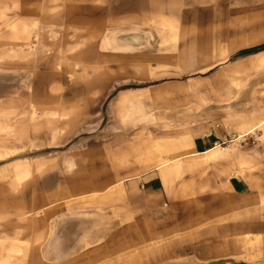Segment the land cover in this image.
<instances>
[{"label":"rangeland","instance_id":"1","mask_svg":"<svg viewBox=\"0 0 264 264\" xmlns=\"http://www.w3.org/2000/svg\"><path fill=\"white\" fill-rule=\"evenodd\" d=\"M34 1L0 0L9 6L0 16V48L31 39L33 28L14 33L33 20L57 30L53 39L40 31L50 46L44 57L0 58V108L81 105L57 121L63 129L56 140L27 121L15 122L22 127L13 139L0 135V150H45V220L26 221L45 225L46 241L27 252L25 264H264L263 231L239 221L227 229L249 213L240 210L246 201L232 196L230 177L243 181L255 207L264 204V50L240 54L264 44V0H62L66 7L59 0L42 16L30 10ZM89 25L100 34L84 44ZM189 38L197 40L180 41ZM66 46L68 58L102 66L88 79L69 80L55 65ZM60 81L65 88L50 94ZM178 81L189 84L190 101H130L122 120L123 91ZM208 124L221 133L219 144L156 166L185 148L196 152L193 129ZM63 158L72 159L67 169ZM153 175L162 184L146 190L139 181ZM37 194L27 186L0 207L31 206L42 199Z\"/></svg>","mask_w":264,"mask_h":264},{"label":"crops","instance_id":"2","mask_svg":"<svg viewBox=\"0 0 264 264\" xmlns=\"http://www.w3.org/2000/svg\"><path fill=\"white\" fill-rule=\"evenodd\" d=\"M44 1L45 0H37V2H36V0H35L34 3H32V7H31L32 9H30V10L35 12L37 16L44 15L41 12H40L41 13L40 14L39 9H37L38 8L37 6L39 5V3L40 2L43 3ZM60 3H61V7L67 6L66 1L60 0ZM34 5H35V7H33ZM8 7H9L8 5L0 7V16L2 15V13L4 11H7ZM61 21H62V19H61ZM149 21L150 20L147 18L140 19V22L142 24H148ZM39 22L40 23L42 22V24L39 25L40 24ZM34 24H37L41 27H44L46 25V22L44 20H41V19L33 20V22L30 25L25 24L21 28H18V29H16L12 25V27L15 28L14 35L17 36V35H19L18 33L23 32V31L26 32ZM14 28H12V29H14ZM90 30H92V29H91V26L89 25V26H87V35H86V38H85L86 40H85L84 44L90 42L92 39H93L92 41H96V37L100 34L99 29H96L98 31H97V33H94V34L88 33V31H90ZM40 31H43V29L39 30L38 36L36 34H34V36H32L31 39L26 37L21 43H24V42H30V43L33 42L34 43L35 41H37V39H40L41 42H43V37H42ZM54 31H55V37H56L57 30H56L55 26H54ZM123 40L126 41L125 39H123ZM187 40L196 41L197 39L196 38L195 39L189 38V39H184V40L181 39L180 41H187ZM132 41L136 42L138 40L134 39ZM149 41H152V39H149ZM21 43H19V44H21ZM12 44L15 46L18 45V44H14V43H9V45H12ZM123 46H124V44H123ZM67 48H68V46H66L65 48H59L58 49V51H57L58 57L56 59L55 65L60 71L62 70L68 74L69 80H75L76 82H78V81H80V79L77 80V78H74V77H76V74L77 75L80 74V71H81V66L78 63H76V62H79L78 58H75V60H74L72 58L67 57L69 65H70V63L74 64L73 65L74 67L71 66V68H68L67 70H66V68H64V63H62L61 55L62 54L66 55V52L70 51V48H68V49ZM39 54H41V52L37 53V55L33 61H35L39 57ZM43 54H44V52L42 53V55ZM43 57H44V55H43ZM0 58H7L10 60V59H14L17 57H9V58L8 57H0ZM82 59H86V58L82 57ZM72 60H74L75 62H72ZM87 60H89V59H87ZM92 61H94V60H92ZM95 62H97V61H95ZM97 63H98L97 67L88 70V75L85 79L89 78V75L91 72L96 71L97 69L100 68V66H102V62H97ZM151 67H153V66L151 65ZM73 70H75V71H73ZM74 74H75V76H74ZM53 84H58L59 89L54 91V92H50V87H49V92L52 95L58 94L59 91H61L65 88V84H63L61 81L55 82ZM169 88H173L174 91L170 93ZM189 88L190 87H189L188 83H183V82L178 81L175 83L165 84L161 88L156 87L155 89L154 88L152 89V87H150V88H148V87H140V88L134 87V88L126 89L129 91H126V90L123 91L124 93L119 95L117 98V101H120L119 105L121 106L120 116H121L122 120L126 119L128 114L130 113V107H129V105L131 103L130 101H190L188 98V95H187ZM144 92H148V97H142L141 96V95L145 94ZM31 101H38V100H31ZM64 102L63 101H53V102L44 103L42 105H38V104L32 102L29 105L28 110L20 109V108L15 107V106H13L14 107L13 108L12 106L6 105L9 108L16 109L17 110L16 115H19L20 113H22V115L19 118H18V116H16L15 118H13L9 121V123H11V129L9 130V139L12 138L16 134V132L18 130H20L22 127V124H19V123L15 124V122H26L27 121L28 123L31 124V126L34 129H41L44 127L48 128L50 130L49 134H50L51 140H56L57 137L59 136L60 131L63 129V128H58V126L56 124L57 121L58 120L60 121V120L65 119V118L66 119L70 118L73 114H75L78 111V107H79V105H81L80 104L81 101H66V103H64ZM31 107L35 108V115L32 116L34 118H32L28 114ZM66 107H74V111L69 115H58V114L42 115V110L53 109L54 112L56 113V112H59L61 109H65ZM31 119H32V121H31ZM33 119H34V121H33ZM193 131H194V133L192 134L193 135L192 136V140H193L192 149H194L196 152H194L190 148L189 149L185 148L180 154L177 153L174 155H170L166 159L159 160L156 163V166L161 167L162 165L167 164V163L171 164L174 162L177 163L178 161L181 162L183 160L184 161L190 160L196 156V155H192V153H202L203 154V153L207 152L205 150L209 149L212 144H214V143L219 144L221 142L220 141L221 133L213 125L208 124V125H201L199 127L197 126L193 129ZM55 134H56V136H55ZM53 135H54V137H53ZM188 135H190V133ZM17 148L18 147H16V146H12V145L10 146L9 145V148H7L6 150H9V152L12 151L16 154H20L21 157L19 159H17L18 163H17L16 168L22 169L26 165V163H24V162H28L27 164H29V167H30V172H29L30 174L27 173V176H26V174L24 175L26 177L23 176L21 178H17V180H14V183H15L14 187H11V188L9 187V185L6 182L0 181V199H6V196L10 197L13 195L21 194V193H23V191L25 192V188L27 186H35L37 193H38L37 195H41L42 199L38 203H35L36 201H33L31 206H28V207L24 204H22V205L21 204L9 205V206H13V211L11 210L10 207H9V209L0 207V216L1 215H2V217L4 216L3 220H0V258H5L7 260V264H25L23 259L25 256H27V252H29V250L42 249V247L44 246L45 241H46L45 225L40 224V225L30 226L29 223L31 221H26L27 218H30V217L32 219L31 223H37L38 222V224H39V222H43V220H45L46 180L44 177V172H46V166H47V161H46V158L44 156L45 150L44 149H36V150H32V152H31L30 149H29V151L27 149V151H25L24 153H20L22 151L21 150L17 151ZM216 150H218V148H216ZM26 155H29V156L26 157ZM71 160L72 159H69V158L61 159L62 163H64V165H66V169L71 166V163H72ZM34 161H36L40 164L36 170L33 169V166H32L33 165L32 163ZM13 162L14 161L10 162V160H9V162L5 165L7 166L10 164H13ZM56 162H57V159L54 160L55 164H56ZM18 164L20 167H18ZM227 182H228L227 186L232 189V192H233V193H231L232 196L233 197H236V196L241 197L242 198L241 200L246 201V203L240 207V210L241 211H249V213H244L243 217H241L240 219L231 221L229 223L227 229L228 230L231 229V225L234 221L235 222L239 221V222L246 223L245 224L246 227L250 226V229L252 231L259 230V231L264 232V204L262 203L260 205H257L256 207L253 205L254 197H253V195H251L250 193L247 192V190L244 187V183H243V181H241V179L235 178V177H230ZM137 183H138V181H137ZM139 183H141L142 187H144L146 190L155 191L156 189L160 188V186L162 184V180L158 175H153V176H150L146 179H141L139 181ZM248 202H249V204H248ZM237 206L238 205H235V208L230 207L231 208L230 211L232 212V209L237 210L238 209ZM39 211L40 212L42 211L43 215H38ZM251 211H253L252 215L250 213ZM28 214H30V215H28ZM40 216H43V217H40ZM8 221L9 222L14 221L13 225L9 226V231H7L4 228V226H5L4 224ZM43 224H45V223H43ZM1 235H3V236L1 237Z\"/></svg>","mask_w":264,"mask_h":264},{"label":"bare ground","instance_id":"3","mask_svg":"<svg viewBox=\"0 0 264 264\" xmlns=\"http://www.w3.org/2000/svg\"><path fill=\"white\" fill-rule=\"evenodd\" d=\"M36 2H37V0H36ZM59 5H60L59 4V0H45L43 3L42 2L39 3V5L37 6L38 7L37 9H39V13L41 12L43 14H51L54 10H56L59 7ZM33 7H35V5ZM40 16H42V15H40ZM41 24H42V22L39 25H41ZM39 25L34 24L31 27V28H33V30L35 31V34L37 36H38L39 30L46 29V32H47V35H48L49 38L53 39L55 37V31H54V26L55 25H54V23L47 22L44 27H41ZM16 29H18V28H16ZM97 31L98 30H96V29H92V30L88 31V33L94 34V33H97ZM48 50H50V46L48 44L44 43V42H41L40 39H37V41H35L33 44L30 43V42H24V43L18 44L16 46L13 45V44L12 45H6V46L3 45L0 48V57H8V58L9 57H17L18 59H29V60L32 59V60H34L38 52H41V53L44 52L45 53ZM61 59H62V63H64V68H66V70L68 68H71V66L74 67L73 66L74 64L70 63V65H69L66 55L62 54L61 55ZM74 60H72V62H75ZM78 61L79 62H76V63H78L81 66V71H80V74H78V75L76 74V77H74V78H77V80L85 79L87 77V75H88V70L98 66V63L95 62V61H92V60L78 58ZM73 71H75V70H73ZM74 76H75V74H74ZM58 89H59V85L58 84H52L50 86V92H54V91H56ZM13 108H9L7 106H3L2 108H0V135L3 132H9V130L11 129V123H9V121L11 119L15 118L16 116H18V118H19L22 115V113H20L19 115H16L17 114L16 113L17 110L13 109ZM73 111H74V107H66L65 109H61L59 112H56V113L54 112L53 109H51V110L50 109H46V110H42V115H54V114L69 115ZM28 114L31 117L33 115H35V108L31 107V109H30ZM32 118H34V117H32ZM31 121H32V119H31ZM33 121H34V119H33ZM55 136H56V134H55ZM53 137H54V135H53ZM214 145H217V143H214ZM27 156H29V155H26V157ZM20 157H21L20 154H16V153H14L12 151L9 152V150H6V149L5 150H0V158H2V160L4 159V161L0 162V181L6 182L9 185L10 188L14 187V184H15L14 180H17V178L23 177L25 174L27 176V173L30 172L29 164H27L28 162H24V163H26L24 168H22V169L21 168H16L17 167V163H18L17 159H19ZM9 160H10V162L11 161H14V162H13V164H10V165L6 166L5 164H7L9 162ZM32 164H33L32 165L33 169H35V170L40 165L36 161H34ZM18 167H20L19 164H18ZM26 176H24V177H26ZM3 218H4V216L2 217V215H1L0 216V220H3ZM3 235H1V237ZM0 264H7V260L5 258H0Z\"/></svg>","mask_w":264,"mask_h":264},{"label":"trees","instance_id":"4","mask_svg":"<svg viewBox=\"0 0 264 264\" xmlns=\"http://www.w3.org/2000/svg\"><path fill=\"white\" fill-rule=\"evenodd\" d=\"M260 50H264V44L254 46V47L249 48V49H245V50L241 51L240 54H249V53H254V52H257Z\"/></svg>","mask_w":264,"mask_h":264}]
</instances>
